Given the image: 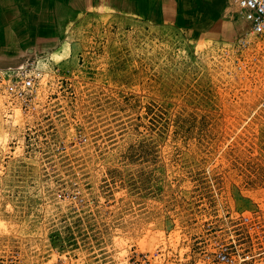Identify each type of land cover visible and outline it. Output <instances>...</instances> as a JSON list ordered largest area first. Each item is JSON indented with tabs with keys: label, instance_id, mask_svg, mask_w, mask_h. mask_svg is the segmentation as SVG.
Returning a JSON list of instances; mask_svg holds the SVG:
<instances>
[{
	"label": "rangeland",
	"instance_id": "374dc122",
	"mask_svg": "<svg viewBox=\"0 0 264 264\" xmlns=\"http://www.w3.org/2000/svg\"><path fill=\"white\" fill-rule=\"evenodd\" d=\"M8 69L36 94L0 93V264H199L230 234L264 264V36L233 0H0Z\"/></svg>",
	"mask_w": 264,
	"mask_h": 264
},
{
	"label": "built area",
	"instance_id": "2783aa9c",
	"mask_svg": "<svg viewBox=\"0 0 264 264\" xmlns=\"http://www.w3.org/2000/svg\"><path fill=\"white\" fill-rule=\"evenodd\" d=\"M233 1L240 17L247 22L249 31L264 36V0ZM0 93L11 99H20L25 104L36 94L34 78L17 69L5 70L0 76ZM240 220L243 224L249 222L246 218ZM227 238V241L216 242L211 252H204L199 264H253L254 254L243 251L232 234ZM136 260L134 264H149L144 257Z\"/></svg>",
	"mask_w": 264,
	"mask_h": 264
},
{
	"label": "crops",
	"instance_id": "0c3cea01",
	"mask_svg": "<svg viewBox=\"0 0 264 264\" xmlns=\"http://www.w3.org/2000/svg\"><path fill=\"white\" fill-rule=\"evenodd\" d=\"M70 3H72V2H70Z\"/></svg>",
	"mask_w": 264,
	"mask_h": 264
}]
</instances>
